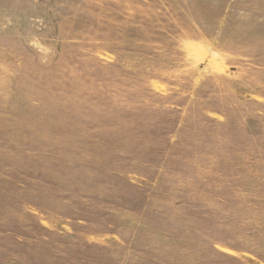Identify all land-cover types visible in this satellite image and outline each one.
<instances>
[{
  "label": "rangeland",
  "instance_id": "obj_1",
  "mask_svg": "<svg viewBox=\"0 0 264 264\" xmlns=\"http://www.w3.org/2000/svg\"><path fill=\"white\" fill-rule=\"evenodd\" d=\"M0 264H264V0H0Z\"/></svg>",
  "mask_w": 264,
  "mask_h": 264
}]
</instances>
